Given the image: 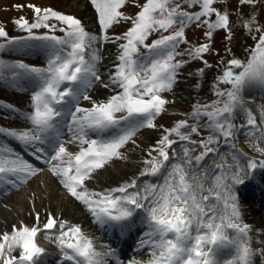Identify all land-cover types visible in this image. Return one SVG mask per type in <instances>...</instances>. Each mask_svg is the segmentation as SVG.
Instances as JSON below:
<instances>
[{
	"label": "snow or ice",
	"instance_id": "obj_1",
	"mask_svg": "<svg viewBox=\"0 0 264 264\" xmlns=\"http://www.w3.org/2000/svg\"><path fill=\"white\" fill-rule=\"evenodd\" d=\"M218 0H184L189 8L198 10L188 12L174 0H144V3H133L139 10L134 15H127L123 8L129 0H90L95 10L100 34L86 31L82 21L72 15L62 14L51 8H41L28 4L35 20L29 23L24 17L13 21L22 30L28 32V39L43 40L47 50V67H30L23 63L7 65L0 61V69L17 68L23 73L31 74L36 81V90L31 96L32 113L27 117L32 128L26 131H11L0 128L6 133L26 144H49L52 152L46 159L50 164L49 171L59 179L60 184L71 197L81 202L95 217L96 222L105 225L110 222L126 221L133 216L136 209H145L147 239L140 245L151 248V258L147 264H222L220 253L231 249V257L223 264H253L252 257L257 252L264 256V249H253L250 244V226L241 223L240 204L237 186L245 183V177H251L257 168L264 169V158L247 159L246 169L241 166L240 156L236 151L229 153L233 163L224 161L216 164L220 172L209 175L208 170L198 169L200 175L190 177L185 166H190L193 159L199 166L209 153L216 154L218 149L209 147L217 143V137H223L230 143L236 131L248 128L252 136L254 129L258 136H252L249 146L264 157V146L254 141L264 142V106L259 111L260 123L253 112L245 107L242 95L244 89L251 86L264 88V28H257L259 33L255 44L244 61L230 59L223 73L217 77V84L229 85L228 88L215 87L217 100L211 104L195 105L190 117L193 120L206 118L203 128L210 135L200 140L199 146L204 149L192 157L188 147L183 148L180 162L173 145L178 141L170 139L175 135L179 141L191 140L192 134H199L200 127L189 125L187 120H180L156 142L149 152L148 165L141 171V176H158L160 184L145 185L139 191L129 193L128 189L137 187L131 183L106 190L105 192L89 191L86 181L92 174L104 167L113 158H120V149L132 140L141 127L155 128L156 116L164 111L167 101L160 95L172 89L176 81L177 70L183 61L176 57L183 55L177 52L180 43L185 42V28L190 23L197 27L205 25V36L211 40L217 29L227 30L231 39L229 15L222 14L214 6ZM240 4L254 5L256 0H239ZM22 8L24 5H14ZM215 16V20L208 18ZM54 19L63 27L59 29L48 21ZM122 21L130 26L119 35L109 36V30ZM254 18L245 23V28L253 24ZM179 27L169 32L176 24ZM46 28L52 33L57 30L63 37L55 34L35 35L32 30ZM168 32L147 43L154 32ZM7 37V32L0 27V38ZM100 41L119 42L118 63L110 74L111 84L115 86L113 94L103 101H94L86 94V89L99 81L104 88L102 77L97 73L96 65L99 55L92 47ZM9 43H17L13 38ZM3 45H0L2 48ZM70 49L65 52L64 49ZM145 49L144 55H139ZM192 59L203 60V54L211 51L208 43L188 49ZM206 67H211L203 61ZM238 70V71H234ZM204 69H200L202 74ZM91 102V107L79 106V100ZM69 108L65 112V108ZM240 113L246 116V123L237 127L234 119ZM119 114V115H118ZM68 115L71 120L67 127L71 139L61 141L58 117ZM187 129L188 131H181ZM90 134H94L90 135ZM78 142L77 152L69 151L68 145ZM235 148V145H232ZM45 149L35 146L34 154ZM152 152L156 155L153 156ZM37 158H41L37 155ZM55 161L56 163H51ZM227 167L228 171L223 169ZM37 169L16 156L10 149L0 148V182L12 183V177L35 175ZM208 187H205V184ZM121 193L122 195H114ZM144 201H147V207ZM39 222L40 217H36ZM125 225H121L124 227ZM52 233L54 242L63 254L64 261L71 264H103L92 241L86 237L81 228L48 214L43 228L37 226L15 225L11 233L0 235V264H37L45 249L36 243L39 233ZM18 250V255L13 253ZM133 264H139L133 261Z\"/></svg>",
	"mask_w": 264,
	"mask_h": 264
},
{
	"label": "rangeland",
	"instance_id": "obj_2",
	"mask_svg": "<svg viewBox=\"0 0 264 264\" xmlns=\"http://www.w3.org/2000/svg\"><path fill=\"white\" fill-rule=\"evenodd\" d=\"M66 1L65 0H0V27H3L7 32V37L0 38V45H3V47L0 48V61L4 62V64L7 65H11L14 59L20 60L28 65H31L32 67H36V66L44 67L47 65L48 53L44 45L47 44L48 42L43 40L28 39V35H29L28 32L22 30L18 25L13 23L14 20L20 17H24L29 21V23L34 22L35 20L34 13L30 8L27 7L28 4H34L41 8H51L54 11L60 12L62 14L72 15L80 19L81 21L83 20L82 24L85 27L86 31L93 34L97 32L100 33L99 25L96 18V13L90 3V0H80L82 3L87 4L86 5L87 8H83L84 12L82 9L83 6L82 3L78 2L76 6L72 7L70 3L68 4V2ZM133 3L142 5L144 3V0H129V5L123 8L122 11H124L125 14L127 15H134L139 9L137 7L132 6ZM174 3H180L181 7L188 12H193L198 10L195 7L194 8L187 7V5L184 3V0H174ZM14 5H24V7L18 9L14 7ZM214 6L222 14L227 13L229 15V27L231 29V39L226 38L229 35L227 30L217 29L213 32V36L211 40H208L205 36V32L208 30L205 25H201L200 27H197L195 23H190L185 28L186 43L185 42L180 43L176 49L177 52L183 53V55L177 56L176 59L184 62L183 66L177 70L176 80L177 78L184 76L186 73H190V76L192 73H195L194 77L197 78L199 81V83L196 82L195 84L193 83L194 85L198 86V88L196 86H193V89H195V92L193 94L194 102L190 99L187 100L176 99L175 101L173 100V98L175 97L170 95V91H164L160 93V95L167 101V103L164 106V111H162L160 115L156 116L154 120V124H156V127L151 129L147 127L139 128V130L133 136L132 140H130L120 149L121 157L111 159L104 165L103 168L100 169V172H102L105 169V171H103L104 172L103 174H106L108 168L115 169L117 167V169H119L121 168V166L126 167V165L130 163V161H126L127 158L125 157L137 156L138 158L136 160H138V166H139V169L136 172L137 174L133 177L126 176V178L123 179L122 181L123 183L118 185V187L125 186L131 183L133 180H135L137 183V187L135 189L129 188L128 189L129 193L139 191L140 189L144 188L145 185L159 183L161 179L160 177L152 176V175L141 176L140 173L142 170L148 167V165L144 164V161L150 158L148 154L149 152L152 151V148L156 146V142L164 134V129H169L173 127L176 122L180 120H187L189 125L196 124L198 127H200V132L199 134L191 135V140L197 141L196 144H190L187 141H179L175 135L170 137V139L178 141L175 145H173V148L177 153V158L173 159L172 162L176 163L180 161L178 158L183 157L184 147H188L190 149L191 151L190 154L192 157H195L199 155L202 151H204V149L199 146L198 142L200 140L206 139L211 134L208 129L203 128L206 118H202L197 121V120H193L189 114L192 113L193 107L195 105L211 104L213 101L218 99L217 96L214 95L215 87L221 89L230 87L229 85L217 84V77H219L226 69L228 60L236 58V59H240L241 61H244L247 58L249 51L255 44L256 39L258 38L259 33L257 32V28H264V0H256V3L254 5L240 4L239 0H218V2ZM91 15L93 17H90ZM253 18L255 22L251 24L250 27L245 28L244 26L245 23L248 22L249 20H252ZM208 19L210 21H213L215 20V16L209 17ZM48 23L56 25L57 29L63 27V25H61L58 21L54 19H50ZM128 26L130 25L127 22L122 21L119 25H116L112 29H110L108 34L110 37L114 35H119L122 32H124ZM177 27H179L178 23L172 29H169V32L174 31L175 28ZM32 32L37 36H41L44 34H48V35L55 34L56 36L63 37L64 35L62 32H59L58 30L55 33H52L49 29L46 28L33 29ZM167 34L169 33L163 31L154 32L149 37L147 43H151L153 39L158 38L160 35H167ZM13 38L16 39L17 43H9V41ZM118 43L119 42L113 43L109 41H102V42L99 41V44L95 43L92 47L98 46L100 47L101 50L104 51L105 56L103 55L102 57H100L99 61H103V63L106 64L110 62L117 64L118 63L117 56L119 55L120 52V49L118 48ZM203 43H208L211 51L203 54V60L192 59L188 55L187 50L195 46H199L200 44ZM69 50L70 49L67 48L64 49L65 52ZM145 52H146L145 49H141L139 55H144ZM203 61H207V64L210 65L211 67H206ZM200 69H204L202 74L199 72ZM113 70L115 71L114 67ZM11 73H12L11 68L0 69V91H1L0 115L4 113L3 118L5 119L7 118L9 122H12L13 124L12 126H14L16 129H12L11 131H16V132L26 131L30 129L28 126L29 121L27 122L28 120L27 117L33 111L31 96L29 97L30 99H28L27 110H25V108L19 109V104L17 103V101L13 100L19 94L17 92L18 90L16 91L15 89L16 86H14L15 78L16 79L18 78L12 75ZM18 81L20 82L19 79ZM190 83L179 84L178 82L175 81V85H174L175 92L173 93H177L176 90H182V87L186 88L188 86H191L189 85ZM28 92L29 94L31 93L30 91ZM22 94L25 93L22 92ZM7 105L10 106V108H14L17 111L20 110L21 112H23L21 113L23 114V116L22 115L20 116L24 117L25 121L17 117L19 113L17 115H12V113L8 110L4 112L2 106H7ZM254 115L257 118V115L256 114ZM0 121L2 122L3 120ZM258 122L259 119L257 118V123ZM234 123L237 127L245 124L246 116L243 113L238 114L234 119ZM181 131L186 132L188 130L181 129ZM153 133L154 136H156V139L148 143V145L144 148L143 147L144 144L141 143L143 142V138L146 137V135H151ZM258 135L259 133H256L255 130L253 129L252 136H258ZM252 136L249 135L248 128H241L239 131L235 132L234 137L232 138L230 143H226L223 137L218 136L217 137L218 142L209 145V147L216 148L220 152V149H222L221 146L223 145L224 151L221 150L220 153H216L218 154V162L220 163L224 162L221 160L222 156L226 157V159L229 157L227 153L230 151H227V149H232V145H235V148L244 151L246 154L250 156L253 155L260 156L259 153L255 151L251 152L250 150H248V148L244 144V140H243L244 137H248V138L250 137L249 140L251 141ZM254 142L256 144H260V145L262 144V142L259 140H256ZM138 147H141L142 150L141 152L139 151ZM216 154L209 153V155L205 158V160L201 162H206L209 165H211V163L215 159ZM152 155L155 156L156 153L152 152ZM227 162L233 163L232 160ZM240 162L242 167H246L245 160L240 159ZM223 170L228 171L227 167H225ZM100 172H97L96 170L94 173H97V175H99ZM213 172L217 173V170L215 171V168L211 169L210 175ZM141 180H143L144 182ZM257 181H259L260 183H264L262 177H257ZM161 182H163L162 179ZM59 184L60 183H57V186H59ZM86 184L89 191L105 192L107 190L106 188L105 190H100L95 188L96 185L95 183H93V180L92 183L89 180L86 181ZM60 187H61L60 189L61 191H65L64 187L61 184ZM205 187H208L207 183L205 184ZM250 189H252V187L245 188V192H249ZM245 201L251 203L250 201L246 200V198L244 200V203ZM262 210L263 209H260V211ZM42 227L43 226H40L39 228ZM15 253L17 254V252Z\"/></svg>",
	"mask_w": 264,
	"mask_h": 264
},
{
	"label": "bare ground",
	"instance_id": "obj_3",
	"mask_svg": "<svg viewBox=\"0 0 264 264\" xmlns=\"http://www.w3.org/2000/svg\"><path fill=\"white\" fill-rule=\"evenodd\" d=\"M66 1V0H65ZM68 4L72 7L76 6L78 2L82 3L80 0H67ZM82 9L87 8L86 3H82ZM84 12V9H83ZM82 12V13H83ZM81 17V16H80ZM90 17H93L92 15ZM83 22V20H82ZM97 36H99L100 33H95ZM99 41L96 44H99ZM102 42V41H101ZM96 52L99 55V60L100 57H102L104 54V51L100 49V47H93ZM40 56V55H39ZM97 62L96 65V70L97 73L102 77V80L104 84H108V88H104L103 85L99 82L96 81L92 84V86L88 89H86V94L90 95L92 97V100L94 101H103L105 100L108 96L113 94V89L115 88L114 85L111 84L110 81V74L114 72L113 66L114 63L110 62L108 64L103 63V61ZM100 62V63H99ZM106 62V61H105ZM37 68H43L40 66H36ZM11 74L14 76H19L16 72V70H11ZM195 73H192L190 76V73H186L184 76L177 78L176 82L179 84L183 83H190L188 87H182V90H176L177 93H173L174 91V85L170 91V95L175 97L173 100L176 101V99H190L194 102L193 100V94L195 92V89H193V86L195 82L199 83L198 79L194 77ZM183 81V82H182ZM194 83V84H193ZM16 86V91L19 93L15 99L17 103L19 104V109H24L27 110L28 108V99H30V94L28 91H30L32 88L29 87L28 85H24L25 82L20 83L18 79L15 78V83ZM193 84V85H192ZM198 88V86H196ZM14 89V88H13ZM14 89V90H15ZM24 92L25 94H22ZM1 95V91H0ZM242 95L245 100V106L251 108V110L256 113L257 118L259 119L258 125L260 123V117H259V111L261 106H264V88L258 87V86H251L243 90ZM9 96V95H8ZM12 97V96H11ZM184 97V98H183ZM14 98V97H13ZM81 100V101H80ZM80 103L82 104L80 107L83 108H89L91 107V102L80 99ZM70 107V106H69ZM4 112L5 109H3ZM19 115H17L18 118H21V120H24L23 112H19ZM3 114L0 115L1 119L3 120L2 122L0 121V128H3L5 130L9 129H15L12 127V122H9L8 119L3 118ZM22 115V116H20ZM71 120V118H70ZM5 124V125H4ZM156 139V136H154V133L151 135H146V137L143 138V147L145 148L148 143L151 141H154ZM250 137H244V144L250 150L251 152L254 151L253 148L249 146V140ZM11 142L10 140L4 138L2 133H0V146L3 145H8ZM139 143V144H141ZM12 145V144H11ZM27 146V145H26ZM261 146H264V142H262ZM127 147V146H126ZM125 147V148H126ZM124 148V150H125ZM139 151L141 152V147H138ZM223 150V145L221 146ZM224 151V150H223ZM227 151H230L227 153V155L233 151H236L237 154L240 156L241 160L247 161V159H256L259 160L261 159L260 156H250L246 154L244 151H241L238 148H233L232 149H227ZM218 151V153H220ZM256 152V151H255ZM191 153V151H190ZM197 153V152H196ZM197 155V154H194ZM127 156V154H126ZM227 158V161H230V155ZM132 157V158H131ZM35 158V157H34ZM37 158V157H36ZM126 161H130L128 165L121 166V168L115 169L108 168V171L106 174H103L105 169L100 172V169L97 170V172H100L99 175L97 173H94L92 175V178L89 180L92 183H95L97 189L100 190H111L114 188H117L119 184L123 183V179L129 176H135L137 173V170L139 169L138 166V160H136L138 157L137 156H127ZM124 158V159H125ZM135 158V159H134ZM264 158V157H263ZM180 162V161H179ZM51 163H56L55 161H52ZM223 163V162H221ZM218 162V154L215 155V159L209 165L206 162H200V165L197 166L195 160L193 159L192 164L190 166L186 165L185 166V171L189 174V176L193 175L194 172L196 175H200V172L198 169L203 168L208 170V173L210 175L211 169L215 168V171L217 170V173L221 171V169H217L215 167L216 164H221ZM43 164L46 165V169H40V171L36 172L35 175H33L32 178H30L26 184L23 186H20V189H17L14 192L9 193V195L4 198L0 199V235H2L5 232L11 233L13 226L15 225L17 228L23 226H43V223L46 222V218L48 214H52L54 217L67 221L71 225H76L79 226L82 230V232H86L87 234H96L94 230L92 229V225L95 222V219H91L89 211L86 210V206H84L81 202L75 200V198L71 197L70 194L65 190L61 191L60 184L57 186L58 179L53 178L51 175V172L49 171L50 164L44 162ZM246 169V167H244ZM190 176V177H191ZM257 177H262V180L264 181V169L257 168L253 175L249 177H245V183L242 185H238L237 190L238 192V200L240 204V212H241V223H246L250 226V231H249V236H250V244L253 249H264V183H260L257 181ZM162 179V178H161ZM161 179L158 184L162 183ZM143 181V180H141ZM144 182V181H143ZM141 182V183H143ZM252 185L254 188L257 189V194H253L252 196L254 198H257L256 200H252L251 198H248L249 193L243 192L244 187ZM10 188L7 187V189H3L0 192L2 194H5L7 190ZM241 196H240V195ZM114 195H121V193H114ZM261 195V196H260ZM250 201L251 203H242L245 199ZM252 200V201H251ZM145 206L147 207V201H144ZM250 205V206H249ZM143 209V208H142ZM260 209H263L260 211ZM37 214H39L40 220L39 222L37 221L36 217ZM14 224V225H12ZM97 226V224H95ZM140 225V224H139ZM137 223H135V226L137 227V231L141 229L142 232H140L139 237L134 240L136 242V246H138L137 251L139 253L143 254L142 256H145L144 262L141 264H147V261L151 258L150 253H151V248L148 245H140V241L142 239H147L145 236V233L148 232V226H142L144 223H142L139 226ZM139 227V228H138ZM43 228V227H42ZM41 228V229H42ZM98 229V227H97ZM135 229H133L134 232ZM143 229V230H142ZM102 231V230H101ZM137 233V232H136ZM133 234V233H132ZM55 236L52 233H47L45 234L44 232H41L38 234L36 237V243L39 247L45 249V254L42 255L40 260L37 262V264H65L63 263L64 260L60 259L59 257H62V253L59 249V247L56 245L54 242ZM93 242L96 244V251L101 253L102 256L99 257V259L102 260L103 264H123L122 261L125 259L123 253L117 254L116 252H103L102 251V246L100 245L101 243L97 240H95V237L92 238ZM124 245V243H122ZM254 245V246H253ZM17 252V254L15 253ZM13 254L18 255V250L15 251ZM224 254L226 252L230 253L228 255V258L231 257L232 250L231 249H225L222 251ZM108 254V255H105ZM222 254V253H220ZM58 257V258H57ZM56 258V259H55ZM108 261L106 263L105 261ZM253 264H264V256H261L258 252L256 255L252 257Z\"/></svg>",
	"mask_w": 264,
	"mask_h": 264
}]
</instances>
